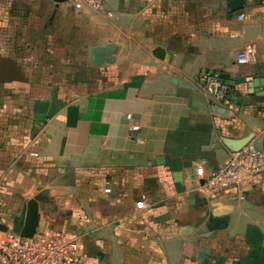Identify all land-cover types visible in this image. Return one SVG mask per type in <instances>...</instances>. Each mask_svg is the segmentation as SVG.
Returning <instances> with one entry per match:
<instances>
[{
    "label": "crops",
    "instance_id": "1",
    "mask_svg": "<svg viewBox=\"0 0 264 264\" xmlns=\"http://www.w3.org/2000/svg\"><path fill=\"white\" fill-rule=\"evenodd\" d=\"M102 2L0 0V223L35 200L36 235L77 243L69 264H264V173L207 186L242 145L264 151V0Z\"/></svg>",
    "mask_w": 264,
    "mask_h": 264
},
{
    "label": "built area",
    "instance_id": "2",
    "mask_svg": "<svg viewBox=\"0 0 264 264\" xmlns=\"http://www.w3.org/2000/svg\"><path fill=\"white\" fill-rule=\"evenodd\" d=\"M77 10L91 8L101 10L102 0H66ZM239 15L238 19L243 20ZM240 65L251 64L256 61V52L252 45H247L236 57ZM200 82L212 99L223 104L230 105V87L222 78L220 72H204L199 77ZM137 129V127H135ZM264 173V151L248 143L240 150L234 151L226 163L212 171L207 186L218 193L239 189L242 185L251 182L255 177ZM106 194L110 188L104 190ZM138 209L146 208V198L142 197L136 204ZM0 264H69L75 258L78 245L60 237H45L34 235L25 238L9 230L0 231Z\"/></svg>",
    "mask_w": 264,
    "mask_h": 264
},
{
    "label": "water",
    "instance_id": "3",
    "mask_svg": "<svg viewBox=\"0 0 264 264\" xmlns=\"http://www.w3.org/2000/svg\"><path fill=\"white\" fill-rule=\"evenodd\" d=\"M56 3H64L66 0H54ZM229 6L231 12H236L239 9L243 7V0H229ZM113 50V46L111 44H108L104 48L97 49L95 51V58L94 62L95 64H102V63H110L109 56ZM157 53L160 54L158 56H163L164 51L162 49H158ZM248 144V143H246ZM242 145L239 149L240 150L243 146ZM176 177H180L179 175ZM39 224V207L38 203L33 200L28 204L26 216L22 219H17L14 221L12 228L9 229V227L5 224L0 223V231L7 232L9 230L21 235L25 238H32L36 234L37 228ZM220 228L226 227V219H222L220 221Z\"/></svg>",
    "mask_w": 264,
    "mask_h": 264
},
{
    "label": "trees",
    "instance_id": "4",
    "mask_svg": "<svg viewBox=\"0 0 264 264\" xmlns=\"http://www.w3.org/2000/svg\"><path fill=\"white\" fill-rule=\"evenodd\" d=\"M222 78L224 79V81H225L226 83H228V85H229V87H230V90H231V86H230L228 80L226 79V76H225L223 73H222Z\"/></svg>",
    "mask_w": 264,
    "mask_h": 264
}]
</instances>
